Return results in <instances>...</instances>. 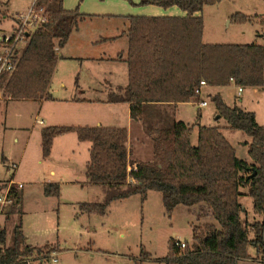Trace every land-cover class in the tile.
Segmentation results:
<instances>
[{"label": "trees", "instance_id": "obj_1", "mask_svg": "<svg viewBox=\"0 0 264 264\" xmlns=\"http://www.w3.org/2000/svg\"><path fill=\"white\" fill-rule=\"evenodd\" d=\"M219 1L140 0L142 5H176L186 15L130 16L125 59L128 84L112 92L106 101L130 103L132 117L139 119L148 103L190 101L199 95L196 89L202 80L210 86L234 82L243 87H264V44L204 42V7ZM42 4L38 5L44 7ZM46 13L47 21L30 35L16 70L2 76L1 85L8 98L50 97L48 89L59 58L57 45L65 44L84 18L77 9H66L63 0H50ZM235 18L251 19L241 12ZM261 23L264 25V20ZM212 101L229 129L240 130L251 138L248 154L252 162L238 157L236 148L217 125L197 124L198 140L193 144L194 125L184 121L151 127L152 158L137 164L130 158L126 127L45 126L41 130L42 154L47 158L54 138L70 132H75L80 141L91 142L86 174L90 182L102 184L104 198L82 202L80 209L87 213L105 214L112 201L133 195L145 200L150 190L162 192L168 212L178 205H199V214L212 213L218 224L194 225L193 242H187L185 249L178 246L180 241H170L165 264H240L250 259L264 264V125L258 123L254 111L229 106L220 94ZM0 183L6 186L8 182ZM17 187L10 185L14 198L10 207L18 220L10 245L7 229L0 228V264H29L27 260L47 258L56 250L55 246L27 243L22 195ZM242 188H247V193ZM60 191L59 183L44 186L48 196H59ZM244 194L253 198L254 210L262 214V220L250 223L243 219ZM250 246L256 249L255 258L249 252ZM149 254L142 249V256L149 258Z\"/></svg>", "mask_w": 264, "mask_h": 264}, {"label": "rangeland", "instance_id": "obj_2", "mask_svg": "<svg viewBox=\"0 0 264 264\" xmlns=\"http://www.w3.org/2000/svg\"><path fill=\"white\" fill-rule=\"evenodd\" d=\"M103 1L65 0V5L69 10L77 9L80 13L85 14L93 9L102 8L105 5ZM34 2L36 4L44 3L42 5L45 8L50 4V0H0V28H9L11 24L15 23L17 13L27 12ZM127 2L134 6L133 0H127ZM119 8L114 6V9ZM176 8L179 11L182 10L180 7ZM155 9L165 10L159 5H156ZM237 12L247 15L251 19L238 21L235 18ZM203 17L204 39L207 43H251L253 41H257L256 43L259 44L264 43V38L257 36V32L264 33V25L261 23L264 20V0H221L214 4L205 5ZM85 29L86 25L83 30ZM26 45V43L21 45L22 51ZM110 67L116 72V78L123 83L122 85H125L124 81L127 78L126 63L119 62L116 65L111 64ZM85 71L83 70L82 75ZM86 73L91 75L90 71H86ZM70 89L71 86L68 84L67 88L60 87L59 90H55L54 95H68ZM208 90L207 88L206 93ZM220 92L229 106L239 105L254 111L258 123L264 125V88L248 87L238 95V86L231 82L221 87ZM111 94L105 93L104 96L109 97ZM216 94L218 93L212 90L209 98H206V101L210 100L208 106L199 107L192 102L181 106L180 114L195 127V132L192 133L193 144H196L198 140V125L194 124L196 121L202 125H219L225 136L237 149L238 157L252 160L247 151V144L251 138L240 130L226 128L227 122L224 118H221L220 121L215 119L219 111L212 101V97ZM75 95L77 97L95 98L101 97L103 94L102 92L90 91L80 96L82 94L78 90ZM63 106H65L64 103L59 105H54L51 102L45 103L43 114L35 117L37 104L34 101L8 98L4 88L2 85L0 86V179L9 181L16 167L8 168L9 164L6 163V160H30L31 165L35 167L33 170L31 165L29 166L25 162L15 176V179L25 183L27 193L23 223H25L31 240L34 243L42 244L40 247H57V244L47 243V241H55L60 244L62 249L58 254L59 262L55 264H139L140 262L143 264H165L164 259L169 254L172 239L186 240L192 244L194 225L218 224L212 213L199 214L201 212L199 205L193 207L178 205L172 212H168L163 203L162 192L156 190H150L145 200H142L140 195H133L112 201L105 214L87 213L80 209L82 202L103 201L104 192L100 183L89 181L85 187H80L76 184L61 182L59 197L52 196L49 199H43L40 185L32 183L28 179V177H34V180L42 179L45 166L36 164L34 160H71L72 149L76 151V160H79L83 167V160L89 162L90 159L91 142L78 141L75 133L69 135L71 149L69 147L68 153L61 149L60 140L57 141L51 158L43 157L40 132L43 124H40V120L46 119L45 113L50 114L53 109ZM119 106L123 107L124 105ZM111 108L109 104L103 107L106 112L105 121L119 123L113 120L114 113ZM71 112L66 114L70 116L72 115ZM198 112L202 113L200 119H198ZM17 123L22 126H28L29 123H32L31 125L35 126V131L30 136L29 145L23 157H21V152L24 142L29 140V138L27 139L29 134L23 128L20 130L10 129L12 125H18ZM45 125H50L48 120H46ZM161 125H168V123ZM79 142L81 147L77 145ZM145 147L146 150H143L141 158L149 160V144H146ZM135 155L138 156L136 153ZM80 166L77 177L82 180L88 179L85 168L82 172ZM62 167L64 166L62 165ZM61 178L66 180L68 176L62 174ZM9 185L7 183L5 186L4 183H0L3 188ZM242 191L245 192L247 189L242 188ZM241 201L246 208L242 213L244 220L252 223L263 219L262 214L254 210L253 198L250 195H242ZM11 210V207H0V215L2 216L0 228L7 229V245L11 244L13 229L18 220V214ZM142 249L150 253L149 258L142 256ZM249 251L255 258L256 249L250 246ZM32 264H39V261H33ZM43 264L49 263L45 261ZM240 264L260 263L258 260L250 259L242 260Z\"/></svg>", "mask_w": 264, "mask_h": 264}, {"label": "crops", "instance_id": "obj_3", "mask_svg": "<svg viewBox=\"0 0 264 264\" xmlns=\"http://www.w3.org/2000/svg\"><path fill=\"white\" fill-rule=\"evenodd\" d=\"M133 1L135 2L133 4L134 6L128 4L127 0H104L103 2L105 3V5L102 8H97L95 10L93 9L92 11H88V13H85L86 15L82 13L84 15V18L80 20L78 27L71 33L67 42L62 46L57 45V53L59 58L48 89V95H50V97L43 98L40 100H32V99H19V100L34 101L37 104L35 117H38L40 114H43L42 112L45 103L51 102L54 105H59L60 103L65 104V106L61 108L53 109L50 114L48 113L44 114L46 119L40 120V124H43V127L49 126V125H45L46 120H48V123L50 125H75V126L105 125V126H115V127H126L128 129V146L130 148V158L136 161L137 164V162L146 161L141 158V156L143 155V150H146L145 147L146 144H149L148 150H150L149 152L150 159L152 158L153 144H152V138L148 133V130L151 127L154 128L160 127L163 126L161 124L164 123L172 124L173 121H184L188 124H191L189 121H186L184 117L180 114L181 106L191 102L193 104H197L199 107L208 106L210 100L207 101L206 105L202 104V102L206 101V98L207 99L209 98L212 90L215 91V93H218L222 96L220 92V88L223 86L206 85L202 88V92L198 96L192 98L188 102L148 103L145 105L143 115L139 119H134L132 117L130 103L107 102L106 100L109 97L108 96L105 97L104 96L105 93L110 94L112 92L117 91V89L121 87H125L128 84V65L125 59L127 57V52L129 48L128 30L130 25V16L186 15V12L183 10L179 11L176 8L178 6L176 5L172 7H167L168 9L165 8V10H161V9H155L156 6L155 4L142 5L140 4V0H133ZM63 4L64 7L66 8L65 0H63ZM115 5L120 8L114 9ZM20 13L22 12H19L17 14ZM85 25H86V29L83 30ZM204 34L205 33H203V40L204 42H206L204 39ZM257 36L264 38V33L257 32ZM253 42H257V41H253ZM119 62L126 63L127 66L126 67L127 78L124 81L125 85H122L123 83H121L119 79L116 78V72L112 67H110L111 64L116 65ZM83 70L90 71L91 75H88L86 71L82 75ZM69 75L73 77L71 78L70 76L69 78ZM68 84L71 86L68 95H58V94L54 95L55 90H59L60 87L67 88ZM206 87L209 89L208 90L209 92L207 91V93H206V89H207ZM245 88L248 87H244V89ZM252 88L260 89L264 87H252ZM74 90L75 92L76 91L78 92L79 90L82 94L80 96H83L90 91H96L97 93L102 92L103 95L101 97H95V98L77 97V95H75ZM107 104L111 105L112 107L111 111L114 113L113 120L119 123H109L110 121H105L106 112L103 110V107L106 106ZM119 105H124V106L122 107ZM239 107L248 110L243 106H239ZM69 111L70 112L73 111L71 112L72 115L70 116L66 114ZM201 117H202V113L198 112V119H200ZM215 119L217 121H220L221 117L218 118V116H215ZM198 122L199 121H196V123L194 124L199 125L200 123ZM17 124L18 125H12L10 129L14 128L20 130L23 128L29 134V136L27 137V139L29 138V140L24 142V147L21 152V157H23L25 154V150L29 145L30 136L33 135L35 131V126L31 125L32 123H29L28 126L26 125L22 126L19 125V123ZM225 127H227V124H225ZM42 128L40 129V132ZM194 130H193V134L195 132ZM72 133L75 132H70L56 136L52 144L51 153L47 158H51V156L54 153L56 143L57 141L60 140H61L60 143L61 149L67 151L68 153V151H70L68 149L71 144L69 142L70 139L69 135ZM191 140H192V135H191ZM78 141L80 140L78 139ZM41 142H42V137H41ZM80 142L79 144H77L79 147H81ZM83 142H89V141H83ZM247 145H248L247 149H249V144ZM71 153L73 154L71 156L72 157L71 160H34L36 164L45 166V169L42 172L43 173L42 179L34 180V177H28V179L32 183H36L40 185L42 190V196L44 197L43 199H49L50 197H52L44 193V186L46 183H59L60 186L62 183H67V184L69 183V184L79 185L80 187H85V185L89 183L88 179L82 180L79 177H77V171L80 164H81L80 167H82V172H83L84 168L85 170L87 168L88 160H83L84 161V167H83V164L80 163L79 160H76L77 159L76 151L72 149ZM135 153L138 156H136ZM245 160L252 162V160H248V159ZM25 162L28 163L29 166L31 165L30 160H6V163L9 164L7 166L8 168H11V166L13 167L16 166V167L14 173L12 174V178L9 181L0 179V182L8 181V184H15L17 186L19 183L23 184V186L20 189L19 187H17L18 192L22 195L23 210L25 208V197L27 196V193L25 191V183H23L22 180L15 179V176L17 174V171H19V169L21 168V166H23ZM62 165L64 167H62ZM33 167L34 166L31 165V168ZM62 174L67 175L68 178L66 180H63L61 178ZM245 193H247V191H245ZM1 217L2 216L0 215V219ZM23 232L26 236L27 243L36 246L42 245V244L34 243L31 240L30 235H28L27 233L25 223H23ZM48 242L57 244L56 250L58 251V253H60L62 248L60 247V244L58 242L47 241V243Z\"/></svg>", "mask_w": 264, "mask_h": 264}, {"label": "built area", "instance_id": "obj_4", "mask_svg": "<svg viewBox=\"0 0 264 264\" xmlns=\"http://www.w3.org/2000/svg\"><path fill=\"white\" fill-rule=\"evenodd\" d=\"M47 19L46 8L39 6L34 2L27 12H22L16 15V19L14 20L15 23L11 24L9 28H0V86L2 76L4 74H12L16 70L22 53L21 45L27 43L32 32L45 23ZM206 85L207 83L202 80L200 86L196 89V92L200 94L202 88ZM243 90V86H238V94H241ZM202 104L206 105L207 101H203ZM10 185L6 188H0L1 208L10 207L13 203L14 198L10 194ZM22 186L23 184H18L19 188ZM177 244L184 249L187 246L186 241H180L177 242ZM58 254L57 250H53L47 258L32 259L27 260V262L32 264L33 261H39V264H43L47 261L49 264H55L59 262Z\"/></svg>", "mask_w": 264, "mask_h": 264}, {"label": "water", "instance_id": "obj_5", "mask_svg": "<svg viewBox=\"0 0 264 264\" xmlns=\"http://www.w3.org/2000/svg\"><path fill=\"white\" fill-rule=\"evenodd\" d=\"M218 118H220V115H218Z\"/></svg>", "mask_w": 264, "mask_h": 264}]
</instances>
